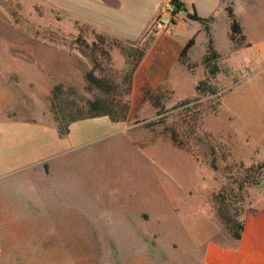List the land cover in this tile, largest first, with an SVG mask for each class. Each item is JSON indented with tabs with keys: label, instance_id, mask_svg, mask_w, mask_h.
Listing matches in <instances>:
<instances>
[{
	"label": "rangeland",
	"instance_id": "374dc122",
	"mask_svg": "<svg viewBox=\"0 0 264 264\" xmlns=\"http://www.w3.org/2000/svg\"><path fill=\"white\" fill-rule=\"evenodd\" d=\"M96 32L69 2L0 0V264H203L208 241L232 237L212 198L236 164H261L240 217L264 209V59L208 75L151 26L124 120L84 118L59 131L55 86L59 116L103 96L84 79L91 69L108 74L114 92L127 87L135 58L114 46L104 56ZM207 77L214 95L196 92Z\"/></svg>",
	"mask_w": 264,
	"mask_h": 264
},
{
	"label": "crops",
	"instance_id": "0c3cea01",
	"mask_svg": "<svg viewBox=\"0 0 264 264\" xmlns=\"http://www.w3.org/2000/svg\"><path fill=\"white\" fill-rule=\"evenodd\" d=\"M72 4L75 17L89 23L99 33L137 42L144 38L152 22L168 0H58ZM186 10L168 37L183 47L192 40L186 51L193 63L202 60L209 42L216 52L213 73L234 76L244 70L258 68L264 59V31L259 18H264V0H180ZM231 8L240 22L245 43L235 44L228 37V11ZM198 18L194 19L191 14ZM145 16L142 27L137 20ZM118 49V48H117ZM139 63L147 56L146 51ZM119 50V49H118ZM205 69H208L203 64ZM209 74V70L207 72ZM232 81H228L230 83ZM232 84L224 85L222 102L226 100ZM229 91V92H228ZM243 230L235 240L227 237V245L208 241L203 252V264H264V209L242 215Z\"/></svg>",
	"mask_w": 264,
	"mask_h": 264
},
{
	"label": "trees",
	"instance_id": "16d2710c",
	"mask_svg": "<svg viewBox=\"0 0 264 264\" xmlns=\"http://www.w3.org/2000/svg\"><path fill=\"white\" fill-rule=\"evenodd\" d=\"M171 1L173 3H176L178 6L183 5L180 0ZM227 11L229 21V39L235 44L245 43V36L243 34L240 22L234 16L231 8H228ZM191 17H193L194 19L198 18L195 13H192ZM151 26L154 27L155 25L152 24ZM96 37L103 45L102 47H98H100V50L102 51V54L104 56L108 57L109 55L105 50V47L114 46L127 57L135 58L134 62H131L132 67L123 77V82L127 84V87L125 88L124 93L119 94L117 92H114L116 86L113 79L106 73L95 74L91 69L85 72L84 79L89 88L97 89L103 94V96L96 97L92 100H87L85 105L83 107L76 108L74 110V113L72 111L65 112V110L61 109L59 111L61 113V116H59L54 107V98H57V93L61 91V87L55 86L53 90L52 110L55 114V121L58 125L59 131H64L70 122L90 117L108 116L112 121H122L124 120L125 114L128 111L129 104L128 101L124 98V95L126 93H129L131 90L133 72L141 61L148 44H146L142 40L137 42L127 41L117 38L113 35L99 32H96ZM191 43L192 40H190L183 47L180 53L181 57L186 56V51ZM135 44H139V48H137V46L135 47ZM215 57L216 52L214 51L211 42H209L207 52L202 59L203 64H205L209 70L208 75H212L213 73V62ZM136 77L137 78L134 82L135 87L140 88V77L139 75H137ZM196 92L202 95H214L217 93V90L212 84H210L209 78L207 77L200 79L197 82ZM117 94L118 98L115 99L114 95ZM155 98L156 99L152 98L154 101V105L156 107H158L159 105L161 106V108L157 110V113L159 114L162 112V103L159 101L158 97ZM195 99H198V97ZM190 101L191 100L187 99L182 103H188ZM62 119L65 120L64 123L62 122ZM169 139L173 144L181 146V142L177 140V135L175 134V132L169 134ZM236 167L237 175L231 176L228 182L213 195L212 202L215 214L219 222L235 240H238L240 239L243 230V219L240 217V208L237 203H239L243 199L242 192L244 190L245 184L256 182V179L260 174L261 164L245 167L243 163L240 162L236 164Z\"/></svg>",
	"mask_w": 264,
	"mask_h": 264
},
{
	"label": "built area",
	"instance_id": "2783aa9c",
	"mask_svg": "<svg viewBox=\"0 0 264 264\" xmlns=\"http://www.w3.org/2000/svg\"><path fill=\"white\" fill-rule=\"evenodd\" d=\"M186 15L184 6H178L171 0L164 3L153 20V24L159 28L163 34H170L175 29L181 16Z\"/></svg>",
	"mask_w": 264,
	"mask_h": 264
}]
</instances>
